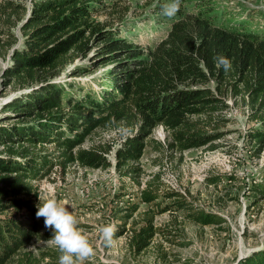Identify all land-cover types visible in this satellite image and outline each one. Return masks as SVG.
<instances>
[{
  "label": "trees",
  "instance_id": "trees-1",
  "mask_svg": "<svg viewBox=\"0 0 264 264\" xmlns=\"http://www.w3.org/2000/svg\"><path fill=\"white\" fill-rule=\"evenodd\" d=\"M102 1L30 0L28 9L24 0H0V56L5 58L14 46L13 28L19 22L24 38L21 48L12 49L1 86L14 83L32 89L10 99L0 110V114H10L0 119V264H55L49 252L28 250L45 229L44 220L35 215L37 189L32 182L55 166L61 171L74 164L88 169L110 167L106 155L111 146L79 145L95 129L127 133L115 152V170L133 179L141 172L134 164L158 126L170 136L166 144L170 151L182 154L202 146L214 150L212 142L222 136L217 132L218 116L229 109L227 100L242 106L248 120L258 124L249 136L256 155L264 148V34L221 25L215 21L214 7L203 1L179 0L178 11L168 17L164 9L172 0H158L151 19L157 24L164 20L167 31L140 47L94 23L93 13ZM105 3L114 10L125 0ZM93 43L100 46L95 51L99 68L113 66L106 72L112 87L69 101L66 111L63 99L67 94L53 81L68 64L86 57ZM219 57L230 61L228 70L218 64ZM38 83L42 85L33 89ZM9 116L16 121L2 125ZM51 143L57 157L50 160L42 152L35 153ZM157 180L154 175L146 182L139 193L141 202L151 204L158 199ZM172 205L192 210L182 201ZM136 210V206L130 208L127 217ZM149 215L131 232L129 248L136 255L151 245L157 232ZM189 217L202 225L215 224L213 217L201 212L192 210ZM123 233L124 229H118L114 236ZM237 264H264V249Z\"/></svg>",
  "mask_w": 264,
  "mask_h": 264
},
{
  "label": "rangeland",
  "instance_id": "rangeland-1",
  "mask_svg": "<svg viewBox=\"0 0 264 264\" xmlns=\"http://www.w3.org/2000/svg\"><path fill=\"white\" fill-rule=\"evenodd\" d=\"M103 1L92 19L116 37L145 47L167 31L168 24L164 20L157 24L151 19L155 16L158 0H125L114 10H109L111 5L107 6L106 0ZM194 1H203L214 7L217 13L215 21L219 20L225 27L264 34V0ZM24 2L30 9V0ZM20 24L13 28L16 38L14 46L8 50L5 58L0 56V110L10 99L21 98L32 90L19 88L14 83L4 89L1 86L2 70L10 65L12 49L23 45ZM99 47L93 43L86 57L68 64L54 79L53 82L62 86L67 94L63 99L66 111L69 101H78L87 93L97 94L104 88L112 87L106 72L112 70L113 66L99 68V61L95 59V51ZM74 71L79 74L74 76ZM41 85L38 83L33 89ZM210 86L213 87V83ZM227 103L229 109L218 116L217 132L222 136L212 142L216 146L214 150L206 151V146H202L182 154L170 151L166 147L170 136L158 126L148 137L142 158L134 164L141 169L134 179L122 176L115 170V152L127 133L123 134L120 129L93 130L91 135H85L79 145L84 148L97 144L111 146V152L106 155L110 167L88 169L74 164L65 171L58 166L45 170L41 179L32 182L37 189L35 203L38 204L39 199L43 202L52 195L61 203L66 202L65 207L76 217L77 226L93 248V255L85 264H237L243 258L262 251L264 148L256 155L255 144L249 136L258 124L248 120L247 110L239 104L233 105L231 100H227ZM7 115L10 114H0V119ZM6 119L2 125L16 121L10 116ZM39 152L50 160L58 154L53 143L38 147L35 153ZM154 175H158L154 185L158 199L151 204L141 202L139 193ZM137 181L140 185H137ZM172 192L179 196L170 198L168 195ZM174 201H182L193 211L213 217L215 224L194 222L189 217L192 210L176 209L172 205ZM134 206L137 210L127 217L129 209ZM165 208L167 210L161 212ZM149 214L153 217L157 232L151 245L136 255L129 248L131 232L143 225ZM109 223L115 224L116 231L124 229V233L115 235L113 243L106 245L100 238L99 229ZM45 234L52 235V232L41 229V238L34 240L28 250L35 254L49 252L52 255L49 258L58 264L59 251L51 244L42 243L47 241L43 238Z\"/></svg>",
  "mask_w": 264,
  "mask_h": 264
},
{
  "label": "clouds",
  "instance_id": "clouds-1",
  "mask_svg": "<svg viewBox=\"0 0 264 264\" xmlns=\"http://www.w3.org/2000/svg\"><path fill=\"white\" fill-rule=\"evenodd\" d=\"M179 9V0H172L164 9V14L173 17ZM218 64L225 70L231 66L230 61L225 57H219ZM54 195L47 196L43 202L36 205L35 213L37 218L43 217L44 226L50 229L52 237L45 244H51L59 251L58 264H85L93 255V248L82 230L77 226L76 217L65 207ZM116 227L109 223L100 227V238L106 245L113 243Z\"/></svg>",
  "mask_w": 264,
  "mask_h": 264
}]
</instances>
